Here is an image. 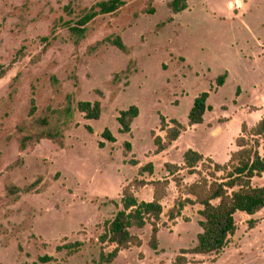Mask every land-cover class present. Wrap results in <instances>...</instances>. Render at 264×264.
<instances>
[{
  "label": "rangeland",
  "instance_id": "374dc122",
  "mask_svg": "<svg viewBox=\"0 0 264 264\" xmlns=\"http://www.w3.org/2000/svg\"><path fill=\"white\" fill-rule=\"evenodd\" d=\"M99 1L0 0V65L12 67L0 80V264H101V250L110 253L113 247L102 246L98 238L117 213L126 186L166 177L164 163L181 164L189 149L225 164L242 124L254 127L264 116V0H188V9L178 15L170 8L173 0H124L118 14L92 21L77 44L70 28ZM118 36L129 54L107 43L96 48ZM19 51L23 54L13 63ZM225 73V86L212 91ZM203 93H210L213 111L202 125L190 127V111ZM69 96L75 105L101 102L102 118L88 121L76 111L65 127L63 147L42 141L21 152L17 127L51 117ZM33 97L38 112L30 118ZM132 106L141 115L130 135L119 134V113ZM161 117L187 128L178 149L165 157L153 155L152 133L166 136ZM106 129L117 143L102 138ZM125 142L133 146L128 157ZM131 159L153 164L155 174L139 177ZM180 176L181 187L173 183L168 189L158 249L150 245L148 225L133 230L142 245L122 251L112 264H174L182 250L196 246L202 232L199 206L187 207L175 222L167 218L199 179L186 171ZM39 179L31 193L17 200L8 196V187L24 190ZM150 188L140 200L149 202L150 195L153 200ZM236 221L238 230L223 253L188 255L190 264H264V210L254 216L238 212ZM76 242L84 246L73 255L57 250ZM46 257L52 261L42 260Z\"/></svg>",
  "mask_w": 264,
  "mask_h": 264
},
{
  "label": "trees",
  "instance_id": "16d2710c",
  "mask_svg": "<svg viewBox=\"0 0 264 264\" xmlns=\"http://www.w3.org/2000/svg\"><path fill=\"white\" fill-rule=\"evenodd\" d=\"M127 3L124 0H100L89 9L70 28L71 34L77 39V44L85 39L87 26L100 16L116 15ZM174 15H178L188 9V0H173L170 3ZM151 15L155 10L150 11ZM171 22V21H170ZM47 41V39H45ZM110 44L125 54L129 50L121 37H109L96 48L103 44ZM22 51L17 53L13 63L18 62L22 56ZM10 67L0 65V80L6 78L11 70ZM126 75L131 73L130 67L125 71ZM128 77V76H127ZM229 74L225 73L216 81V89L223 87ZM17 78L14 80V82ZM214 89V87H213ZM212 89V91H213ZM210 93H203L196 98L194 106L189 114V126L194 127L204 123L208 112L213 111L209 105ZM29 117L34 118L38 112L36 99H31ZM79 112L88 121H99L102 118L103 108L101 102L81 101L75 105L72 97L67 98V105L63 109L52 110L51 117L37 118L28 125L23 123L17 127L20 139V151L25 152L30 144H39L42 141H50L64 146L65 127L73 123L75 112ZM140 109L132 106L128 110L121 111L117 121L120 125L119 133L128 135L132 133V126L140 116ZM87 131L93 134L92 127L86 126ZM161 131L166 132V138L156 137L153 133L154 142L157 147L156 155L167 151L174 142L186 131L177 120H172L171 125L167 124L164 117H161ZM102 138L110 143H116L117 139L113 133L106 129ZM105 143L100 144L103 148ZM236 150L231 153L227 164L220 165L211 159H205L203 155L189 150L184 155V167L166 164L165 168L178 188L184 182V177L180 176L181 171H186L188 175H197L199 179L185 189V194L176 200L174 207L168 212L167 218L170 222H175L183 216L184 210L189 206H199L201 210L199 222L202 232L198 235L196 246L189 250H182L174 264H190L188 255L191 256H212L220 255L231 243V238L236 234L238 225L236 214L242 212L248 216H254L264 210V184H256V180L264 179V116L252 128L247 124L242 125L241 135L235 140ZM125 156L132 152L130 143L124 144ZM135 160L130 161V165L138 166ZM200 166L202 167L199 170ZM146 174H154V166L148 164L139 169V177ZM40 184V179L26 189L16 186L7 188L8 196H16V200L24 193H31ZM171 182L167 179L163 181L147 182L136 179L123 189L120 205L114 218L104 223L103 233L98 238L102 246L113 247L110 253L100 252L101 264H112L124 250L132 247H140L142 241L139 236L133 234V230H143L148 225L152 226L151 247L158 249V233L160 231L159 222L164 216V206L162 201L168 196V189ZM146 186L154 189V200L152 202L140 201L136 192ZM185 196V197H183ZM117 204L115 201H111ZM251 220V227L255 225ZM84 246L82 242L58 247L62 252L66 250L69 255H73ZM46 261L52 259L46 257Z\"/></svg>",
  "mask_w": 264,
  "mask_h": 264
},
{
  "label": "crops",
  "instance_id": "0c3cea01",
  "mask_svg": "<svg viewBox=\"0 0 264 264\" xmlns=\"http://www.w3.org/2000/svg\"><path fill=\"white\" fill-rule=\"evenodd\" d=\"M229 78V77H228ZM228 81V80H227ZM227 83V82H226ZM225 86V85H224ZM213 89V88H212ZM217 91L219 90V89H216ZM213 91H215V87H214V89H213ZM210 97H211V95H210ZM97 102V101H96ZM128 110V109H127ZM141 112V111H140ZM120 114V113H119ZM140 115H141V113H140ZM102 116H103V113H102ZM119 117V116H118ZM140 117V116H139ZM188 120H189V117H188ZM137 121V120H136ZM135 121V122H136ZM172 121V120H171ZM204 121H205V119H204ZM135 122H134V124H135ZM179 122V121H178ZM180 123V122H179ZM134 124H133V126H134ZM188 124H189V121H188ZM243 124H247L250 128H252V125H249L247 122H245V123H243ZM242 124V125H243ZM133 126H132V131H133ZM184 126V125H183ZM199 126V125H198ZM91 127V126H90ZM185 127V126H184ZM195 127V126H194ZM160 129H161V127H160ZM241 129H242V127H241ZM119 130H120V128H119ZM186 131H187V128H186ZM185 131V132H186ZM184 132V133H185ZM154 133V132H153ZM153 133H152V137H153ZM183 133V134H184ZM214 134H219V130H215L214 132H213ZM103 134V133H102ZM120 134V133H119ZM183 134L180 136V138L176 141V142H174L173 143V145L167 150V151H165V152H162L161 154H158V155H156V149H157V147L155 148V151L153 152V155H155V156H162V157H165V156H170V153H171V151L174 149V148H176V149H178V146H177V144H178V142H179V140L181 139V137L183 136ZM114 135V134H113ZM123 135V134H122ZM128 135H130V134H128ZM165 135H166V132H165ZM115 136V135H114ZM116 137V136H115ZM156 137H158V136H156ZM163 140H165V138H166V136L165 137H161ZM116 139H117V137H116ZM153 140H154V137H153ZM117 141H118V139H117ZM110 143V142H109ZM117 143V142H116ZM125 143H129V142H125ZM124 143V144H125ZM155 143V142H154ZM114 144V143H113ZM131 144V143H130ZM132 145V144H131ZM156 146V145H155ZM123 147H124V145H123ZM189 149V148H188ZM132 150H133V146H132ZM189 150H192V149H189ZM188 150V151H189ZM194 151V150H193ZM195 152H197V151H195ZM234 152V151H233ZM185 153L186 152H184L183 153V155H185ZM199 153V152H198ZM200 154V153H199ZM201 155H203V154H201ZM204 156V158L205 159H211V160H213L215 163H217V164H220V163H218L217 161H216V159L213 157V155L212 154H205V155H203ZM131 160H135V159H131ZM230 160V159H229ZM135 161H137V160H135ZM129 162V161H128ZM138 162V161H137ZM229 162V161H228ZM228 162H226L225 164H227ZM139 163V162H138ZM148 164H151V163H148ZM147 164V165H148ZM166 164H171V165H175V166H178V167H184V156H183V162L181 163V164H176L175 162H165L164 163V169H165V171H166V177H164V178H162V179H160V180H154V179H152V181H147V182H153V181H163V180H165V179H167V180H169L170 182H171V184H173L174 182L172 181V178L169 176V174H168V172H167V170H166V168H165V165ZM153 165V164H152ZM220 165H224V164H220ZM146 166V165H145ZM134 167H137L138 168V170L141 168V167H144L142 164H138V166H134ZM182 172H184V171H181L180 173H182ZM154 174H155V167H154ZM153 174V175H154ZM152 175V176H153ZM171 184H170V186H171ZM175 184V183H174ZM147 187H152V186H146V187H144V188H141V189H139L137 192H136V196L139 198V200H140V195H141V193L142 192H146L147 191ZM151 189H153V187L152 188H150L149 190H151ZM148 190V191H149ZM123 192V191H122ZM153 192H154V189H153ZM122 197V196H121ZM148 198H149V202H152L153 200H154V195H153V200H152V196L150 195V196H148ZM167 200V197L162 201V205L164 206V204H165V201ZM140 201H142V200H140ZM146 202V201H145ZM176 202V201H175ZM201 208V207H200ZM164 211H165V206H164Z\"/></svg>",
  "mask_w": 264,
  "mask_h": 264
}]
</instances>
